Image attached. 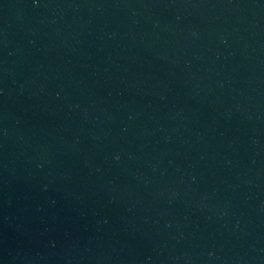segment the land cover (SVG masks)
<instances>
[{
    "label": "water",
    "instance_id": "obj_1",
    "mask_svg": "<svg viewBox=\"0 0 264 264\" xmlns=\"http://www.w3.org/2000/svg\"><path fill=\"white\" fill-rule=\"evenodd\" d=\"M0 264H264V0H0Z\"/></svg>",
    "mask_w": 264,
    "mask_h": 264
}]
</instances>
